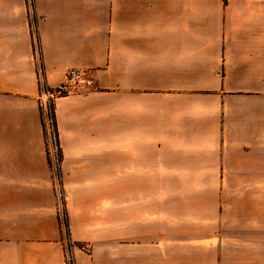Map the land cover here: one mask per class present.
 Instances as JSON below:
<instances>
[{
	"label": "crops",
	"instance_id": "crops-1",
	"mask_svg": "<svg viewBox=\"0 0 264 264\" xmlns=\"http://www.w3.org/2000/svg\"><path fill=\"white\" fill-rule=\"evenodd\" d=\"M39 65L95 71L55 100L64 202ZM224 178L264 185V0H0V264H67L64 208L74 264H225L175 232Z\"/></svg>",
	"mask_w": 264,
	"mask_h": 264
},
{
	"label": "rangeland",
	"instance_id": "rangeland-1",
	"mask_svg": "<svg viewBox=\"0 0 264 264\" xmlns=\"http://www.w3.org/2000/svg\"><path fill=\"white\" fill-rule=\"evenodd\" d=\"M41 119L45 140L48 144L47 153L50 165L63 194L61 166H58L57 169L53 168V154L50 151V139L54 138L55 133L52 126L46 124L42 113ZM60 150H58L59 155H61ZM224 181L226 189L218 194L221 206L219 209L213 210L209 207L211 203H209L208 198L211 199V195H208L209 197L206 199L208 202L206 203V208H201L195 201L181 203L177 200L175 210L177 221L175 225L176 235L177 237L189 235L218 237L219 244L224 250V256L221 259L225 264H264V185H261V187L258 185L253 186L247 180L239 181L237 179L235 181L236 186L232 188L227 186L228 178H224ZM61 197L64 202V194ZM205 216H207L208 220L214 219L219 221V223L209 221L207 223H199ZM211 242H217V239L215 238L214 241H199V243L177 241L176 244L178 248L179 245L190 243L208 246ZM254 250L259 253H254ZM203 258L204 256L201 254L199 259Z\"/></svg>",
	"mask_w": 264,
	"mask_h": 264
},
{
	"label": "built area",
	"instance_id": "built-area-1",
	"mask_svg": "<svg viewBox=\"0 0 264 264\" xmlns=\"http://www.w3.org/2000/svg\"><path fill=\"white\" fill-rule=\"evenodd\" d=\"M32 2L33 0H29ZM94 74L95 71L89 68H69L65 72V79L61 85L57 88H51L45 79L44 71L42 65H39L38 72V81L40 87V96H39V105L41 109V113L44 116L46 124L48 126H53V111L55 110V100L63 95L72 94L76 92H80L83 90H87L93 87L94 85ZM55 133V131H54ZM56 135V134H55ZM54 135V138L50 139V151L53 154L52 165L54 169H57L58 166L61 165L60 155L58 154V150L60 149V145L57 142V137ZM49 157V156H48ZM58 183V191L60 196L63 195L60 191ZM65 208L63 209V214ZM67 264H74V259L71 253V247L73 243L67 238Z\"/></svg>",
	"mask_w": 264,
	"mask_h": 264
},
{
	"label": "trees",
	"instance_id": "trees-1",
	"mask_svg": "<svg viewBox=\"0 0 264 264\" xmlns=\"http://www.w3.org/2000/svg\"><path fill=\"white\" fill-rule=\"evenodd\" d=\"M53 126H54V131L57 137V142L59 144V140H58V132H57V123H56V115H55V110L53 111ZM61 149V148H60ZM60 160L62 161V150H60ZM50 162V159H49ZM65 211V210H64ZM63 225H64V229H65V234L67 236V238H69V224H68V220L66 217V211L64 212V218L62 219Z\"/></svg>",
	"mask_w": 264,
	"mask_h": 264
}]
</instances>
